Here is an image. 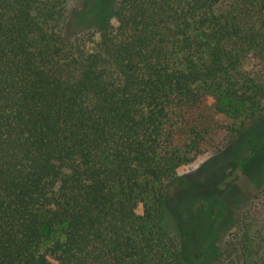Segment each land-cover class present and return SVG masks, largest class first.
I'll return each instance as SVG.
<instances>
[{"label":"trees","instance_id":"trees-1","mask_svg":"<svg viewBox=\"0 0 264 264\" xmlns=\"http://www.w3.org/2000/svg\"><path fill=\"white\" fill-rule=\"evenodd\" d=\"M263 119L264 0H0V264H264ZM232 146L251 212L174 220L178 171Z\"/></svg>","mask_w":264,"mask_h":264},{"label":"rangeland","instance_id":"rangeland-1","mask_svg":"<svg viewBox=\"0 0 264 264\" xmlns=\"http://www.w3.org/2000/svg\"><path fill=\"white\" fill-rule=\"evenodd\" d=\"M224 120L227 123L235 121L232 112L225 114ZM263 134L264 119L249 126L246 133L248 138L246 139L251 138L256 144L258 143L257 147H261V145H264V138L261 136L262 138L259 140V136ZM243 157L245 155L238 146H232L223 150L219 155L209 153L190 165L182 167L178 171V176L188 183V188L173 187L169 190L167 197L173 219L176 220L178 205L183 202L182 197L186 194L188 199L184 201L183 206L186 204L195 215H201L200 217L205 220L204 223L206 222L208 232L209 229L215 230L213 227L216 225L215 223H220L222 216L228 213L236 219L241 215H248L253 207L256 193L250 164L236 166L241 163ZM234 167H236V170L233 175L222 182L225 174ZM180 217L184 226L185 253L188 257H192L198 247L205 243V237H203L205 235L200 232L202 235L197 236L196 239L194 237L196 236V230L192 229L188 214L186 212L182 213ZM238 230L239 224L236 223L226 234V241H231ZM208 232L207 234H209Z\"/></svg>","mask_w":264,"mask_h":264}]
</instances>
